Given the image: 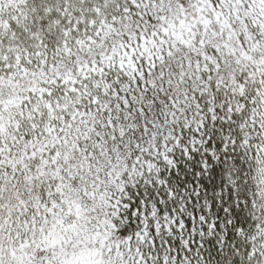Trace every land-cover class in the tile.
Returning a JSON list of instances; mask_svg holds the SVG:
<instances>
[{"label": "snow or ice", "instance_id": "snow-or-ice-1", "mask_svg": "<svg viewBox=\"0 0 264 264\" xmlns=\"http://www.w3.org/2000/svg\"><path fill=\"white\" fill-rule=\"evenodd\" d=\"M0 264H264V0H0Z\"/></svg>", "mask_w": 264, "mask_h": 264}]
</instances>
